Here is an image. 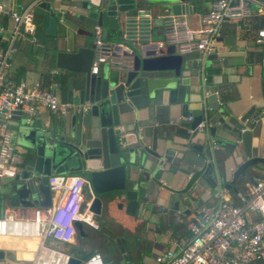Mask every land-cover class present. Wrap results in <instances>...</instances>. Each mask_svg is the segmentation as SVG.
Returning a JSON list of instances; mask_svg holds the SVG:
<instances>
[{"label": "crops", "instance_id": "0c3cea01", "mask_svg": "<svg viewBox=\"0 0 264 264\" xmlns=\"http://www.w3.org/2000/svg\"><path fill=\"white\" fill-rule=\"evenodd\" d=\"M2 1L9 10L11 8L20 10L40 1H49L62 10L66 25L57 24L52 29L43 26L42 17L36 14L37 39L33 40L29 35L18 38L10 75L15 80L39 82L42 86H48L52 80H56L58 85L54 89L62 100L80 102L71 91L72 72L58 68L56 56L60 49L76 51L79 46L94 44V25L76 17V5L83 0ZM213 1L215 0H183L182 4L190 7L180 16L185 17L193 27H197L202 14L211 8ZM151 2L163 1L151 0ZM123 16L124 14L118 19L107 18L103 27L106 40L121 42ZM12 24L8 15L6 25L11 27ZM262 27H264V15L256 13L243 19L226 20L222 24L221 36L214 52L206 56L198 52L182 54L184 56L182 70L187 76L185 81L192 83V89L195 91L193 101L189 103L190 114L194 116L202 114L203 118L213 123L212 127L215 131L212 132L210 128L208 132L196 130L189 133L179 124L186 116L182 106L180 104L169 106L166 100L160 104L137 109L131 116V123L126 125L128 130L126 137L127 142L138 144L136 148L142 149L147 160L126 162V177L130 182L131 178H138L146 172V175L148 174L149 178L155 181L153 192L149 197L150 202L146 207L139 209L136 215H132L127 212V201L119 197V191L99 192L98 195L103 198L101 211L99 213L92 211V213L100 223V228L93 229L82 223L81 230L76 225L74 242L63 243L61 248L82 246V252L79 253L81 255L75 256L84 258L85 256H82L84 253L101 251V240L107 238L116 244V239L124 238L129 248L141 252V259L144 257L146 264H157L155 256L165 248L175 247L172 243L174 239L182 240L190 236L187 225L181 226L176 222L175 203H178V208L184 209L185 212L189 210L186 214L192 217L201 204H215L217 201L214 196L215 186L210 185L205 176L208 157L203 166H200L199 158L202 151L197 147L205 145L210 136L221 143V148L215 151V157L223 184L232 179L233 170L243 158L242 152L233 154L231 144L235 143L234 135L223 127L218 117L223 115L227 122L239 127L242 125L241 118H250L252 121L248 124V128L255 132V142L264 154V67L261 63L263 48L256 41L257 31ZM6 35L7 33H4L0 37L5 40ZM163 38L162 26L156 22L153 43L137 45L135 54L144 57L153 49L152 45ZM175 49V52L180 54L176 47ZM71 116L58 117L45 108L41 109L37 117L30 116L24 111L14 113L8 119L9 128L12 130V142L17 148L19 147L16 130L22 119L53 124ZM157 154H162L163 157L159 158ZM166 154L171 157H164ZM22 165L21 162L20 166ZM257 169L252 175L261 174L264 171V163H259ZM80 175L86 178L85 173ZM249 177H243L241 187ZM44 180L48 183V175ZM15 182L10 180L9 183ZM6 183H8L6 179L1 180L0 186ZM94 191L87 181L83 190L84 209L87 207L90 209L95 196ZM106 195L109 197L106 198ZM0 196L1 213L9 208L19 215L27 216L35 207H47L41 203L34 206L21 205L17 195L6 198L0 193ZM56 198L57 193L52 191L53 204ZM34 244L35 247H32L31 245ZM36 246L37 240L34 238L23 242H14L13 238H2L0 249L4 251V257L0 258V264H4L5 260L29 264ZM7 251L10 256H7ZM20 251L24 253L20 254Z\"/></svg>", "mask_w": 264, "mask_h": 264}, {"label": "built area", "instance_id": "2783aa9c", "mask_svg": "<svg viewBox=\"0 0 264 264\" xmlns=\"http://www.w3.org/2000/svg\"><path fill=\"white\" fill-rule=\"evenodd\" d=\"M33 3L20 10L8 9L0 0V13L7 12L13 24L8 27L0 21V35L7 33L5 40L0 37V181L14 178L19 170L22 156L12 142L10 119L15 110L37 117L41 109H48L58 117L86 113L91 102L62 100L55 87L56 80L48 86L39 82L15 80L10 75L12 57L17 51L19 37L36 36V13ZM264 15V0H215L211 8L202 14L200 24L193 27L178 14L163 11L155 15L152 7H139L123 16L121 42L104 38L103 27L94 26V55L91 73L98 74L104 65L119 70L131 69L134 63L133 46L153 43L156 18H161L164 38L157 41L158 47L174 45L180 54L198 52L206 56L214 52L221 36V27L226 20L243 19L253 14ZM256 41L262 46L264 67V27L257 31ZM195 116L189 114L180 120L189 133L206 130L213 123L202 118L195 126ZM250 118H241L240 132L248 129ZM187 122V123H185ZM205 145L208 162L211 163L215 178V204H201L197 213L188 217L184 209H175L179 225H187L190 236L172 243L155 256L157 264H253L264 261V171L252 175L243 188L235 191L226 188L220 179L215 151L221 143L209 137ZM87 180L80 174H50L48 184L57 193L54 204L49 207H35L27 216L19 215L6 208L0 213V237L26 240L34 238L37 246L29 264H69L70 252L48 242L72 243L75 240L80 221L93 229L100 223L92 211L84 209V186ZM78 257V256H75ZM80 258V257H79ZM78 264H108L101 251L92 252L80 258ZM4 264H24L5 260Z\"/></svg>", "mask_w": 264, "mask_h": 264}, {"label": "water", "instance_id": "95a60500", "mask_svg": "<svg viewBox=\"0 0 264 264\" xmlns=\"http://www.w3.org/2000/svg\"><path fill=\"white\" fill-rule=\"evenodd\" d=\"M161 1L83 0L76 5L75 11L77 18L94 26L105 27L107 18L118 19L139 7H152L156 16L163 11L180 15L190 7L182 4L183 0ZM34 11L42 17L43 26L49 29L57 24L66 25L62 10L49 1L38 2ZM156 22L162 25L161 18L157 17ZM152 48L144 57L135 54L131 69L119 70L104 65L98 74L91 73L94 44L79 46L76 51L60 49L57 52L56 66L72 72L71 91L80 102L90 101L91 108L86 113L73 114L69 119L53 124L21 120L16 135L23 165L14 178L6 179L8 183L10 180L16 181L9 184V195H17L21 205L41 203L49 207L53 202L50 186L44 180L47 175L53 172L85 173L95 190L91 211H101L103 198L98 193L112 190L119 191V197L127 201L129 214L136 215L139 209L146 207L155 181L146 172L127 181L126 162H143L147 158L142 149L136 148L138 144L127 142L126 125L131 123V116L137 109L160 104L164 100L169 106L180 104L185 115H189V103L195 94L193 84L185 81L187 76L182 70L184 56L175 52V46L158 47L153 44ZM202 118V114L196 115L191 125L195 126ZM218 120L234 135L235 143L231 144L233 154L243 153L241 162L233 170L232 179L225 184L226 188L236 190L235 184L239 178L252 176L250 169L264 163V154L255 142L253 130L248 128L240 132V127L227 122L223 115ZM211 131L214 132L215 128L211 127ZM197 148L202 151L199 165L203 166L207 161L208 149L206 145ZM157 156L163 157L162 154ZM164 157L171 156L166 154ZM208 170L213 172L211 163L207 161ZM1 200L0 196V213ZM178 207V203H175V208ZM76 225L82 230V222L77 221ZM116 241L122 244L119 264H146L145 258L141 259V252L129 248L124 238ZM3 257L4 251L0 249V258ZM80 261L79 257L72 256L69 264Z\"/></svg>", "mask_w": 264, "mask_h": 264}, {"label": "rangeland", "instance_id": "374dc122", "mask_svg": "<svg viewBox=\"0 0 264 264\" xmlns=\"http://www.w3.org/2000/svg\"><path fill=\"white\" fill-rule=\"evenodd\" d=\"M133 48L135 50L136 46H133ZM256 169H257V166H254V167H252L250 169V172L253 173V172H255ZM257 170H259V169H257ZM243 179H244L243 177L239 178V180L237 181L236 185L240 187L241 183L243 182ZM9 184L10 183H6L3 186L2 185L0 186V193H2L6 198L12 197V195H9L7 193V189L9 187ZM6 238H8V237H6ZM0 239H2V237H0ZM13 241L14 242H18V241H21V240L13 238ZM48 243L51 244V245L57 246L59 248H61V246H63V243H60V242L57 243V242L49 241ZM31 246L35 247V244L31 245ZM91 246L94 247L93 245H91ZM100 248H101V251L104 254V256L107 258L109 264H119L121 255L119 254V251L116 248L114 242H112L111 240H107V238H105V239L101 240ZM72 252L75 253V254L76 253L78 254V253L82 252V246H75V248H74V250H72ZM19 253L21 254V253H24V252L20 251ZM7 256H10V253L8 251H7Z\"/></svg>", "mask_w": 264, "mask_h": 264}, {"label": "trees", "instance_id": "16d2710c", "mask_svg": "<svg viewBox=\"0 0 264 264\" xmlns=\"http://www.w3.org/2000/svg\"><path fill=\"white\" fill-rule=\"evenodd\" d=\"M7 19H8V15L7 14H5V13H0V21L1 22H3V23H7ZM205 176H206V179H207V181H208V183L210 184V185H212V186H215V178H214V175H213V172L211 171V170H208V171H206V173H205ZM250 178V177H249ZM237 183V182H236ZM235 187H236V190L237 189H239V188H243V187H239V186H237L236 184H235ZM233 190V189H232ZM233 191H235V190H233ZM181 226H183V225H181ZM24 240H21V242H23ZM74 248L75 247H71L70 249H65V248H62V249H65V250H67L68 252H70L71 254H73V255H81V254H75V253H73L72 252V250H74ZM95 251H98V250H93L92 252H95ZM92 252H89V253H84L82 256H85V257H87L88 255H90ZM106 258V257H105ZM107 260V259H106ZM107 262H108V260H107ZM108 264H109V262H108ZM253 264H264V261H257V262H254Z\"/></svg>", "mask_w": 264, "mask_h": 264}, {"label": "flooded vegetation", "instance_id": "af4514ba", "mask_svg": "<svg viewBox=\"0 0 264 264\" xmlns=\"http://www.w3.org/2000/svg\"><path fill=\"white\" fill-rule=\"evenodd\" d=\"M121 245H122V244H120V245L117 244V241H116L115 246H116V248L118 249L120 255H122V252H121V247H122V246H121Z\"/></svg>", "mask_w": 264, "mask_h": 264}]
</instances>
